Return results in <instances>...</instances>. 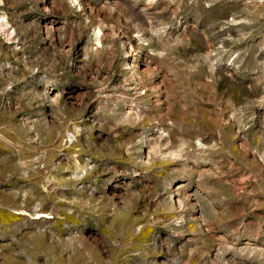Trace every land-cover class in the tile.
<instances>
[{
	"label": "rangeland",
	"instance_id": "obj_1",
	"mask_svg": "<svg viewBox=\"0 0 264 264\" xmlns=\"http://www.w3.org/2000/svg\"><path fill=\"white\" fill-rule=\"evenodd\" d=\"M0 264H264V0H0Z\"/></svg>",
	"mask_w": 264,
	"mask_h": 264
}]
</instances>
